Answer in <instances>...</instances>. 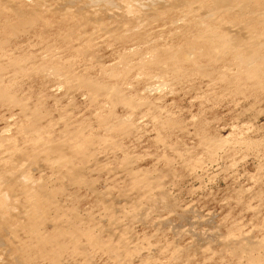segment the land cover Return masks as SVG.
I'll list each match as a JSON object with an SVG mask.
<instances>
[{
    "label": "rangeland",
    "instance_id": "rangeland-1",
    "mask_svg": "<svg viewBox=\"0 0 264 264\" xmlns=\"http://www.w3.org/2000/svg\"><path fill=\"white\" fill-rule=\"evenodd\" d=\"M204 5L0 0V264H264V42L192 43L264 21ZM35 188L47 220L14 227Z\"/></svg>",
    "mask_w": 264,
    "mask_h": 264
},
{
    "label": "bare ground",
    "instance_id": "bare-ground-1",
    "mask_svg": "<svg viewBox=\"0 0 264 264\" xmlns=\"http://www.w3.org/2000/svg\"><path fill=\"white\" fill-rule=\"evenodd\" d=\"M179 2V1H178ZM209 4L210 5H214L213 8H211L210 10H206V6L204 5V9L203 11L205 10V13L208 15V14H213L215 13L216 11L218 10H224L226 13H237L239 15H243V14H246L248 13L250 16H254L255 14V10H254V7L252 5L251 2H248L247 0H209ZM6 5V4H5ZM7 6V5H6ZM203 8V7H201ZM201 10V9H200ZM205 14V15H206ZM209 16V15H208ZM213 16V15H212ZM210 17V16H209ZM255 18H258V19H262L264 21V9H261V10H257V13H256V17ZM230 26L231 27H234L233 25V22H230ZM229 24V23H228ZM215 30V34H211L210 36H205V37H202V40L203 41H200L199 38L196 39L195 41H193L192 43L193 44H196V43H199L197 44V47L200 50H202L204 48L203 45H200V44H204V43H209L210 45V48H213L218 51H230L231 48L232 49H243L245 47L248 46V44H254V45H257L256 43H261V42H264V38L262 39L261 37L259 38H256V39H251L252 37L247 38L243 36L242 32L241 31H238L236 33H232L231 35L229 34V30L228 28L224 25H220L219 28L217 29H214ZM250 28L246 27L244 31H247L249 32ZM212 32V31H211ZM214 33V32H213ZM209 34V33H208ZM264 34V33H263ZM245 35V33H244ZM202 42V43H200ZM191 43V42H190ZM262 44V43H261ZM199 45V46H198ZM250 46H253V45H250ZM196 47V46H195ZM193 48V46H192ZM251 48V47H250ZM171 49V48H170ZM191 49V48H190ZM205 49V48H204ZM229 49V50H228ZM195 50V48L193 49ZM245 50H247V48H245ZM167 51V50H166ZM192 51V50H191ZM233 51V50H232ZM164 52V51H163ZM169 52V51H168ZM206 52V51H204ZM245 52V51H244ZM253 52V51H252ZM199 53V52H198ZM241 53V52H240ZM164 55V54H163ZM178 55V54H176ZM196 55V54H195ZM199 55V54H198ZM161 57V56H160ZM163 57V56H162ZM170 57V56H169ZM173 57V56H172ZM195 57V56H194ZM177 58V57H176ZM167 59V58H166ZM171 59V57H170ZM243 59V58H242ZM260 59V58H259ZM264 59V58H263ZM161 61V60H160ZM164 61V60H163ZM166 61V60H165ZM164 61V62H165ZM171 61V60H169ZM169 61H166L169 63ZM253 62V61H252ZM248 63V62H247ZM162 62L160 63L159 66H161ZM164 64V63H163ZM162 64V65H163ZM158 65V64H157ZM175 65V64H174ZM263 65V63H262ZM247 65H245L246 67ZM261 66V65H260ZM248 67V66H247ZM263 67V66H261ZM261 67L259 66H254L252 64H250V66L248 68H246V73L247 75L250 77V78H255L257 77L259 74L258 72L259 71H262L260 70ZM163 68V67H162ZM1 95V94H0ZM86 141V140H85ZM86 144V143H85ZM85 144H81V147H79L78 149H74V148H71L70 149V155L73 156V157H77L79 156L81 160L84 161L85 157H83L82 155V150L84 149V146ZM62 148L63 146L61 147V145H54V144H49V146L47 147V151H50V152H60L62 151ZM81 150V151H80ZM57 162H61L62 164H64L65 166H71L69 164V160L66 161H62V160H58L57 159ZM70 172L73 171L72 167H70ZM11 175L12 174V171H9ZM8 177H5L3 174L0 175V186L4 187V186H7V179ZM74 180L76 182H79L81 183L82 180L80 178H77L76 176L74 177ZM25 196H26V200H27V206L25 207V217H26V221H18V224L15 225L14 227H18V226H28L30 225V222H34V224L39 221V222H45L47 220V217H48V212L50 210V207L51 205L54 203V201L51 199V197L47 194H45L41 188H35V189H29L27 190V192L25 193ZM5 199H8V197L6 196ZM4 202V200H3ZM5 203H6V200H5ZM10 217H7L5 220L3 219H0V226H3V225H10L11 222L9 220ZM52 227L53 229L58 232L59 234L61 235H66L68 236V238H70L71 240H73L75 243H76V239L80 236V235H84L87 240L89 241L90 244H95L94 242V239L93 237L88 233H80L78 232V230L74 229L73 232H66L65 229H63L60 225H58L56 222L52 221ZM13 225V224H12ZM30 230L31 231H34V225L32 224V226H30Z\"/></svg>",
    "mask_w": 264,
    "mask_h": 264
}]
</instances>
